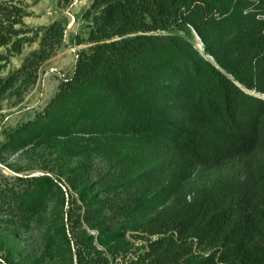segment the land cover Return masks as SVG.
Returning a JSON list of instances; mask_svg holds the SVG:
<instances>
[{"label":"trees","instance_id":"obj_1","mask_svg":"<svg viewBox=\"0 0 264 264\" xmlns=\"http://www.w3.org/2000/svg\"><path fill=\"white\" fill-rule=\"evenodd\" d=\"M29 15L21 0H0V49L8 55L33 40ZM85 18L88 37L78 43L87 46L72 74L44 110L7 135L0 161L28 145L79 136L135 139L151 150L141 153L147 163L115 170L125 185L155 181L139 202L152 212L133 220L134 207L130 214L101 198L88 159L53 174L0 178V211L30 225L55 193L65 202V182L57 252L68 264H264V0H93ZM63 39V23L53 22L41 52L2 82L4 92ZM8 55L0 54V68ZM158 151L163 161L152 156ZM172 157L183 175L171 172ZM236 162L243 175L191 182L198 169ZM128 233L143 234L147 245L134 249Z\"/></svg>","mask_w":264,"mask_h":264},{"label":"rangeland","instance_id":"obj_2","mask_svg":"<svg viewBox=\"0 0 264 264\" xmlns=\"http://www.w3.org/2000/svg\"><path fill=\"white\" fill-rule=\"evenodd\" d=\"M93 0H21L30 12L24 18V23L32 30L28 36L33 39L27 42L20 54L8 55L6 48L0 49V54L8 55L6 61L1 62L0 68V145L6 140L7 135L18 128L23 122L33 119L38 111L44 110L50 100L58 91L60 83L72 74L78 52L86 47L79 44V38L86 39L89 33L90 19L85 18L87 10ZM73 20V21H72ZM55 21H61L64 28V39L60 47L47 50L50 57L34 66L28 71L29 76L15 87L4 92L1 84L8 77L22 68L28 59L39 54L42 50V39L46 29ZM70 22H74L70 25ZM146 148L142 142L130 138H121L118 141H107L95 137H74L70 140L51 141L28 145L18 153L5 155L6 162L0 161V178L18 175H42L52 173V169L59 166H68L70 162L78 163L89 160L93 181L100 197H110L117 201L121 208L128 207L131 219L142 220L152 212L146 206H140L144 198L148 196L147 190L155 185V181L149 180L146 184L141 181H133L131 184L123 182L125 173L115 170L120 163L121 168L127 163L144 165L143 155ZM149 152V148H146ZM164 152L152 153L156 160L163 161ZM151 155V154H149ZM172 164L167 166L171 172L181 176L180 161L172 157ZM112 169V171H108ZM146 169V168H143ZM131 170L137 171L134 167ZM245 168L239 163H233L228 170L198 169L192 173V183L206 185L213 178L229 173H245ZM109 173V175H108ZM188 173L187 176H190ZM114 177V178H113ZM116 183L115 187L107 188L109 181ZM65 191V202L60 194H54L46 210L30 225H22L18 220L11 218L0 211V263L9 264L7 259L17 264H68L58 254L59 245L57 239L62 225L67 224L68 194L69 188L65 182L60 183ZM170 195L164 196L163 202L170 200ZM171 201H169L170 203ZM168 204V203H167ZM66 227H68L66 225ZM96 233V231H91ZM143 234L128 233L131 246L134 249L143 248L147 240H143ZM55 241V242H54ZM98 247L100 243L96 241ZM135 254V252H132Z\"/></svg>","mask_w":264,"mask_h":264},{"label":"built area","instance_id":"obj_3","mask_svg":"<svg viewBox=\"0 0 264 264\" xmlns=\"http://www.w3.org/2000/svg\"><path fill=\"white\" fill-rule=\"evenodd\" d=\"M73 21V20H72ZM74 22H70V25H72Z\"/></svg>","mask_w":264,"mask_h":264}]
</instances>
